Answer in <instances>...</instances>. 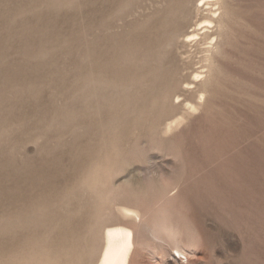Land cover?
<instances>
[{"label":"rangeland","instance_id":"1","mask_svg":"<svg viewBox=\"0 0 264 264\" xmlns=\"http://www.w3.org/2000/svg\"><path fill=\"white\" fill-rule=\"evenodd\" d=\"M199 3L0 0V264H96L113 224L129 264H264V0Z\"/></svg>","mask_w":264,"mask_h":264},{"label":"bare ground","instance_id":"2","mask_svg":"<svg viewBox=\"0 0 264 264\" xmlns=\"http://www.w3.org/2000/svg\"><path fill=\"white\" fill-rule=\"evenodd\" d=\"M200 1H201V3H204L207 0H200ZM201 3H199V4H201ZM192 36H195V34H187L186 35V37H188V38L192 37ZM164 40H165V38H162L160 41L156 42V47L152 48V55H156V56L158 55L159 56L162 53V51H163V45H165L166 47H170L171 46V43L169 41L165 42V44L162 45V42ZM34 135H37L38 138H41L43 136L41 131H38L37 133H34ZM93 179H94V182H100L101 181V177L100 176H95ZM87 180L85 179L84 182L85 183H89V182H87ZM135 181H137V180H135ZM130 184H138L139 186L142 185L138 181L137 182L130 181ZM116 209L123 216H127V217L130 216V217H133L135 220H140V213L137 210H134V209H131V208H128V207H117ZM77 224L72 226L71 224L68 225L67 223H65V225L63 226L64 227V232L63 233L61 232L62 233L61 235H63L62 236L63 239H64L65 236H69L68 232L76 230ZM87 228H85V229H87ZM166 232L169 235V237H174L175 236L174 231H173L172 228H166ZM151 233L153 234L155 239H158V240H162L163 239V238L159 237L158 235H156V233L153 232V229L151 230ZM69 239H71V238H69ZM134 246H135V233H134V230L131 227H127V226H123V225H119V224H113V225L106 226L105 229H104V245H103V249H102L101 255H100L99 259H98V262L96 264H129L130 263V258H131V255H132V251L134 249ZM176 249H177V251L179 253H181L182 249L180 247H177ZM174 257L176 259H178V256L175 255V254H174Z\"/></svg>","mask_w":264,"mask_h":264}]
</instances>
